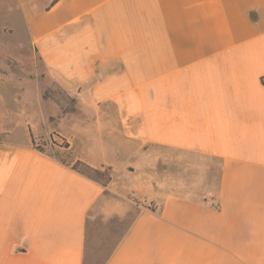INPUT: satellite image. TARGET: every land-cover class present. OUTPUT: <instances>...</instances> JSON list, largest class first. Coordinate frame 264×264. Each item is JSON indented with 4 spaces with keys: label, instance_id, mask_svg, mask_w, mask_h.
Wrapping results in <instances>:
<instances>
[{
    "label": "crops",
    "instance_id": "0c3cea01",
    "mask_svg": "<svg viewBox=\"0 0 264 264\" xmlns=\"http://www.w3.org/2000/svg\"><path fill=\"white\" fill-rule=\"evenodd\" d=\"M14 1L48 74H0V264H86L90 213L126 214L110 192L143 159L128 190L154 208L104 264H264V0ZM162 152L218 162L216 190L156 181Z\"/></svg>",
    "mask_w": 264,
    "mask_h": 264
},
{
    "label": "rangeland",
    "instance_id": "374dc122",
    "mask_svg": "<svg viewBox=\"0 0 264 264\" xmlns=\"http://www.w3.org/2000/svg\"><path fill=\"white\" fill-rule=\"evenodd\" d=\"M0 74H43L44 80L46 79L45 74H48L30 47L26 27L14 0H0ZM45 82L48 86L45 98L56 99L66 106L74 105V100L68 98L55 82L48 80ZM40 148L52 153L50 148L41 146ZM161 154H163V158L156 160L152 170L155 173L156 181L166 178V184H169L168 188H171V191L176 189L195 197H203L216 190L218 162L212 163L213 167L210 173L194 174L189 159L177 158L172 152H162ZM56 155L64 162L70 158L66 151ZM140 162V168H132L131 172L126 171L119 177L116 184L111 185L116 190L110 194L128 206L126 214L108 218L100 212L99 206L90 213L86 241V264L105 263L133 221L135 211L130 206L154 208L152 204L147 205L143 197L136 191L128 190L131 185L138 183L146 170L150 169L147 160L143 159Z\"/></svg>",
    "mask_w": 264,
    "mask_h": 264
},
{
    "label": "trees",
    "instance_id": "16d2710c",
    "mask_svg": "<svg viewBox=\"0 0 264 264\" xmlns=\"http://www.w3.org/2000/svg\"><path fill=\"white\" fill-rule=\"evenodd\" d=\"M58 1V0H56ZM73 169L77 172L85 175L89 179L101 184L104 187H107L112 181L111 175L108 171H102L100 169H95L86 163L77 162L73 165ZM150 208V207H149ZM152 209V208H150Z\"/></svg>",
    "mask_w": 264,
    "mask_h": 264
}]
</instances>
